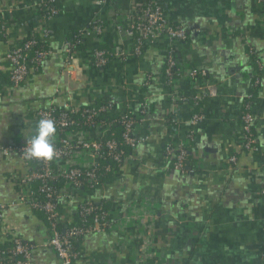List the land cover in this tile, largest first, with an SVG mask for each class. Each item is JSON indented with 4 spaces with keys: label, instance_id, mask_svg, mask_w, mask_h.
<instances>
[{
    "label": "crops",
    "instance_id": "crops-1",
    "mask_svg": "<svg viewBox=\"0 0 264 264\" xmlns=\"http://www.w3.org/2000/svg\"><path fill=\"white\" fill-rule=\"evenodd\" d=\"M39 1L0 0V146L24 144L35 134L38 110L67 102L82 109L112 98L116 112L130 107L138 113L143 104L149 108L147 122L137 129L149 141L130 151L102 186L80 190L58 183L64 225L77 223L78 206L86 201L105 203L117 221L115 229L87 235L77 244L78 264H264L263 0H163L168 19L190 33L187 42L173 43L179 67H200L209 74L194 83L186 77L177 81L183 91L203 97L199 108L175 109L181 137H186L193 113L205 115L183 172L164 170L161 160L169 132L165 120L172 112L164 74L170 41L163 37L141 57L132 56V0H108L103 6L67 0L51 21L40 13ZM95 19L101 20L103 31L85 40L75 72L67 75L64 42ZM47 28L51 34L46 41L54 53L14 87L5 54L32 35L42 38ZM96 48L124 50L131 57L126 62L113 59L98 70L91 61ZM247 99L256 117L259 153L242 148ZM232 156H237L236 164L230 162ZM87 162L79 152L67 164ZM31 169L18 155L0 153V247L21 239L34 248L33 264H61L49 245L43 214L18 205L29 190L22 179ZM140 234L146 261L136 238Z\"/></svg>",
    "mask_w": 264,
    "mask_h": 264
},
{
    "label": "built area",
    "instance_id": "built-area-1",
    "mask_svg": "<svg viewBox=\"0 0 264 264\" xmlns=\"http://www.w3.org/2000/svg\"><path fill=\"white\" fill-rule=\"evenodd\" d=\"M67 0H40L39 10L46 20L51 21L61 12V5ZM95 5L103 6L108 0H92ZM264 2V0H263ZM4 28V25L1 26ZM128 30L134 34L132 56L141 57L148 45H155L161 38H167L171 47L166 53L164 74L166 85L169 87L172 112L165 120L169 127L168 140L163 146L162 165L164 170L183 172L190 156V144L194 141L196 127L205 120L201 112L193 113L188 123L186 137L179 133L180 125L174 116L179 105L199 108L203 97L197 93L186 92L177 86V81L184 77L194 83L199 78H207L208 71L200 67H192L184 71L180 68L173 43H185L190 39V33L184 27L171 22L165 14L163 0H132L131 20ZM101 20H93L85 29L79 30L74 40L66 39L63 45L65 52V72L73 75L76 70V60L80 54V45L93 34H101ZM197 32H200L199 30ZM51 30L45 29L42 40L50 37ZM53 50L41 47L39 38L32 35L21 45L14 46L5 54L10 65L9 81L14 87L25 82L33 69H39L44 61L53 54ZM131 54L124 50L111 53L103 48H96L92 54V65L101 70L110 61L118 59L126 62ZM150 77L148 79V82ZM145 83V87L149 83ZM3 83L0 75V84ZM117 104L108 98L99 104L77 109L70 103L61 107L40 109L36 113L37 122L41 118L55 120L57 134L54 138L57 156L54 161H38L23 155L27 141L21 145L0 146V153L5 156L18 155L22 160L32 165L31 171L22 179L29 186L26 194L19 199L18 205H29L34 211L43 214L50 229L49 245L55 251L61 264H78L81 252L77 244L87 235L102 234L115 229L112 214L105 203L86 201L77 209L78 224L66 226L62 222L59 208L61 198L58 183L63 181L75 189H96L103 185L104 176L113 173L120 166L130 151L146 144L150 136L139 134L137 129L147 122L149 108L141 105L137 113L130 107L116 112ZM256 117L252 103L248 99L244 104L241 116V140L245 151L259 153L260 147L253 126ZM87 133H96L95 137H87ZM30 139V138H29ZM83 152L88 160L86 164H67L72 157ZM237 156H232L230 162L237 163ZM264 197V184L260 191ZM0 206V221L2 209ZM126 221L128 218L125 217ZM141 240L140 251L143 261L148 258L144 235H137ZM33 246L15 239L11 246L0 247V264H33ZM264 261V251L262 253Z\"/></svg>",
    "mask_w": 264,
    "mask_h": 264
},
{
    "label": "clouds",
    "instance_id": "clouds-1",
    "mask_svg": "<svg viewBox=\"0 0 264 264\" xmlns=\"http://www.w3.org/2000/svg\"><path fill=\"white\" fill-rule=\"evenodd\" d=\"M57 134L55 120L41 118L36 124L35 134L27 139L23 155L29 159L52 162L57 156L54 138Z\"/></svg>",
    "mask_w": 264,
    "mask_h": 264
},
{
    "label": "trees",
    "instance_id": "trees-1",
    "mask_svg": "<svg viewBox=\"0 0 264 264\" xmlns=\"http://www.w3.org/2000/svg\"><path fill=\"white\" fill-rule=\"evenodd\" d=\"M40 13L43 14L42 11H40ZM76 33H77V32H75V33H73L72 35H70V37H68V39L73 41V40H74V37L76 36ZM37 38H39V44L41 45V47L43 46V47L50 48V47L48 46L46 40L44 41V40H42L41 37H38V36H37ZM25 40H27V39H25ZM25 40H24V41H25ZM78 48L80 49V51H82L83 48H84V43H83V45H80ZM110 62H111V61H110ZM247 100H248V99H247ZM108 175H110V173L107 174V175H105V176H104V179H106V177H107ZM103 181H104V180H103ZM78 223H80L79 219H78V221H77L76 224H78ZM10 246H11V245H10ZM7 247H9V246H7ZM2 248H3V247H2Z\"/></svg>",
    "mask_w": 264,
    "mask_h": 264
}]
</instances>
